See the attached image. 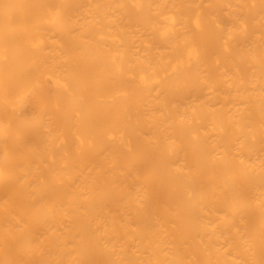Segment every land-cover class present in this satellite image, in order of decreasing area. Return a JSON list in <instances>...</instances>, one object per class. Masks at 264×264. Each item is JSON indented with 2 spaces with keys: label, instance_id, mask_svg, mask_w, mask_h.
I'll list each match as a JSON object with an SVG mask.
<instances>
[{
  "label": "bare ground",
  "instance_id": "1",
  "mask_svg": "<svg viewBox=\"0 0 264 264\" xmlns=\"http://www.w3.org/2000/svg\"><path fill=\"white\" fill-rule=\"evenodd\" d=\"M0 264H264V0H0Z\"/></svg>",
  "mask_w": 264,
  "mask_h": 264
},
{
  "label": "rangeland",
  "instance_id": "2",
  "mask_svg": "<svg viewBox=\"0 0 264 264\" xmlns=\"http://www.w3.org/2000/svg\"><path fill=\"white\" fill-rule=\"evenodd\" d=\"M37 102H38V99L36 98L35 95H28L25 108L30 109ZM16 109H17V107H16Z\"/></svg>",
  "mask_w": 264,
  "mask_h": 264
}]
</instances>
